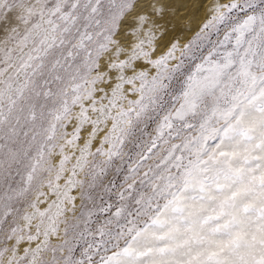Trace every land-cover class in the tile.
<instances>
[{
	"label": "snow or ice",
	"instance_id": "1",
	"mask_svg": "<svg viewBox=\"0 0 264 264\" xmlns=\"http://www.w3.org/2000/svg\"><path fill=\"white\" fill-rule=\"evenodd\" d=\"M195 9L0 0V264H264V0Z\"/></svg>",
	"mask_w": 264,
	"mask_h": 264
},
{
	"label": "bare ground",
	"instance_id": "2",
	"mask_svg": "<svg viewBox=\"0 0 264 264\" xmlns=\"http://www.w3.org/2000/svg\"><path fill=\"white\" fill-rule=\"evenodd\" d=\"M170 7L181 8L179 15L187 16L191 18L190 27L188 31H181L178 33L181 40L188 39V37L194 33L196 28L199 26L201 21L203 20V11L195 9L196 0H167ZM178 25L183 24L184 21H174ZM3 33H0V37H2Z\"/></svg>",
	"mask_w": 264,
	"mask_h": 264
},
{
	"label": "rangeland",
	"instance_id": "3",
	"mask_svg": "<svg viewBox=\"0 0 264 264\" xmlns=\"http://www.w3.org/2000/svg\"><path fill=\"white\" fill-rule=\"evenodd\" d=\"M191 35H192V34H191ZM191 35H190V36H191ZM190 36H189L188 38H190ZM185 40H187V39H185Z\"/></svg>",
	"mask_w": 264,
	"mask_h": 264
}]
</instances>
